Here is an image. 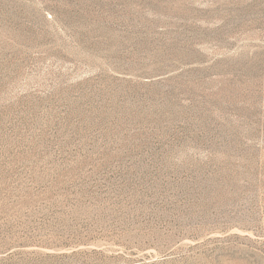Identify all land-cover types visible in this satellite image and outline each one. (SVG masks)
Wrapping results in <instances>:
<instances>
[{"label": "rangeland", "instance_id": "374dc122", "mask_svg": "<svg viewBox=\"0 0 264 264\" xmlns=\"http://www.w3.org/2000/svg\"><path fill=\"white\" fill-rule=\"evenodd\" d=\"M0 264H264V0H0Z\"/></svg>", "mask_w": 264, "mask_h": 264}]
</instances>
